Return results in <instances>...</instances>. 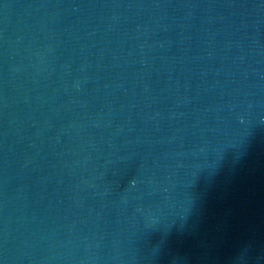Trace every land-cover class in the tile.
<instances>
[{
  "label": "water",
  "instance_id": "water-1",
  "mask_svg": "<svg viewBox=\"0 0 264 264\" xmlns=\"http://www.w3.org/2000/svg\"><path fill=\"white\" fill-rule=\"evenodd\" d=\"M0 264H264V0H0Z\"/></svg>",
  "mask_w": 264,
  "mask_h": 264
}]
</instances>
